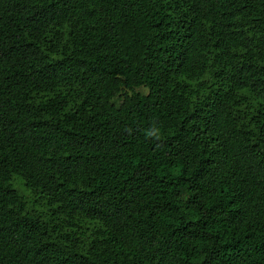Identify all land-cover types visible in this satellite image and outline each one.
<instances>
[{
	"label": "trees",
	"instance_id": "16d2710c",
	"mask_svg": "<svg viewBox=\"0 0 264 264\" xmlns=\"http://www.w3.org/2000/svg\"><path fill=\"white\" fill-rule=\"evenodd\" d=\"M0 264H264V0H0Z\"/></svg>",
	"mask_w": 264,
	"mask_h": 264
},
{
	"label": "rangeland",
	"instance_id": "374dc122",
	"mask_svg": "<svg viewBox=\"0 0 264 264\" xmlns=\"http://www.w3.org/2000/svg\"><path fill=\"white\" fill-rule=\"evenodd\" d=\"M19 186H21V185H19Z\"/></svg>",
	"mask_w": 264,
	"mask_h": 264
}]
</instances>
